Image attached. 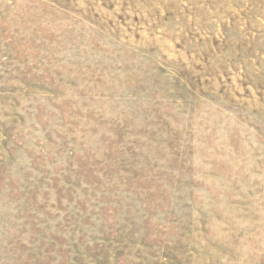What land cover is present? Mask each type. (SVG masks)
<instances>
[{
    "label": "rangeland",
    "instance_id": "374dc122",
    "mask_svg": "<svg viewBox=\"0 0 264 264\" xmlns=\"http://www.w3.org/2000/svg\"><path fill=\"white\" fill-rule=\"evenodd\" d=\"M0 264H264V0H0Z\"/></svg>",
    "mask_w": 264,
    "mask_h": 264
}]
</instances>
